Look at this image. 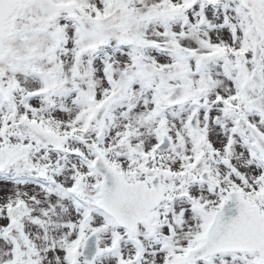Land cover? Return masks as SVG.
I'll use <instances>...</instances> for the list:
<instances>
[{
	"label": "snow or ice",
	"instance_id": "snow-or-ice-1",
	"mask_svg": "<svg viewBox=\"0 0 264 264\" xmlns=\"http://www.w3.org/2000/svg\"><path fill=\"white\" fill-rule=\"evenodd\" d=\"M0 264H264V0H0Z\"/></svg>",
	"mask_w": 264,
	"mask_h": 264
}]
</instances>
